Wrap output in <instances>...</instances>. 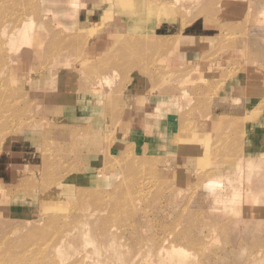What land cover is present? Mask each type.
<instances>
[{"label": "rangeland", "instance_id": "obj_1", "mask_svg": "<svg viewBox=\"0 0 264 264\" xmlns=\"http://www.w3.org/2000/svg\"><path fill=\"white\" fill-rule=\"evenodd\" d=\"M0 39V264H50L80 208L117 230L99 264L166 236L184 264H264V0H0Z\"/></svg>", "mask_w": 264, "mask_h": 264}, {"label": "bare ground", "instance_id": "obj_2", "mask_svg": "<svg viewBox=\"0 0 264 264\" xmlns=\"http://www.w3.org/2000/svg\"><path fill=\"white\" fill-rule=\"evenodd\" d=\"M150 7V6H149ZM150 10H156L155 8L153 7H150ZM134 13V12H133ZM151 13V11H150ZM164 13V12H163ZM28 15V14H27ZM136 15V14H135ZM165 15V13H164ZM33 15H31L30 18H32ZM163 16V15H161ZM28 18V17H24L23 19H21L20 21V25L16 28H14V30H12V34L10 33V40L12 42V37L16 38V39H21V40H24V41H27V42H30V44H32L31 46L34 47V45H37V40H34L32 39V35H31V30H30V35L29 33L26 34L29 30L28 28L30 29V26L32 24V21L31 19ZM20 20V19H19ZM43 21V20H42ZM41 21V22H42ZM40 23V22H39ZM17 24V23H16ZM14 27V26H13ZM32 28V27H31ZM2 32H4V28L2 30ZM3 35V34H2ZM6 36V35H5ZM3 38V37H2ZM9 38V37H8ZM35 38V36H34ZM1 40V39H0ZM5 40V39H4ZM9 40V39H7ZM10 42V41H9ZM15 42V41H14ZM5 44V43H4ZM2 44V45H4ZM9 43L7 42L6 43V47ZM13 44V43H12ZM11 44V45H12ZM10 45V46H11ZM9 46V45H8ZM2 47H5V46H2ZM1 47V48H2ZM10 49V48H9ZM8 49V52L9 54L11 53ZM3 50V49H2ZM7 50V49H6ZM13 50V49H12ZM17 51V49H15ZM37 50V49H36ZM7 52V51H6ZM7 52V53H8ZM5 53V52H3ZM2 53V54H3ZM21 53V52H20ZM8 55V54H7ZM7 57V56H6ZM5 58V57H4ZM7 60V59H5ZM51 60V59H50ZM8 62V61H7ZM2 65V64H1ZM30 65V64H29ZM25 66V65H24ZM9 68V67H8ZM29 69V67H28ZM6 71V67H1L0 66V76L3 75L2 77H4V75L6 74L5 73ZM245 72V71H243ZM242 72V73H243ZM5 73V74H4ZM246 74H248V72L244 73L243 74V77L241 79L244 80V78H246ZM101 81L102 83H106L107 82V78H106V75H102L101 76ZM52 97V95H51ZM172 106V105H171ZM233 112V111H232ZM231 114V113H230ZM34 119V118H33ZM36 121V120H35ZM42 121V120H41ZM41 121H37V123H33V127H36V125L38 126L39 125V122L41 123ZM145 122V121H144ZM22 123V122H21ZM30 123V122H29ZM28 123V124H29ZM146 124V123H145ZM27 126V125H26ZM30 127V125H29ZM18 128V127H17ZM16 128V129H17ZM20 128V127H19ZM18 128V129H19ZM27 128V127H26ZM145 128V127H144ZM149 129V128H147ZM22 130V129H21ZM34 130V129H33ZM58 133H60L58 131ZM119 134V133H118ZM57 136V134H55ZM54 137V135H53ZM58 138V137H57ZM259 140V139H258ZM261 140H259L260 142ZM243 147V146H242ZM250 152H248V154H245L244 156V160L246 162V165L245 166H248L247 165L248 163L250 164L251 162L253 163V161H255L256 159L259 158V160L261 161L263 156L261 155H252V154H249ZM145 154V152L143 153ZM143 156V155H142ZM145 156V155H144ZM154 163V162H153ZM152 163V164H153ZM245 164V163H244ZM258 164V163H257ZM262 164V163H261ZM251 165V164H250ZM141 166V165H140ZM252 166V165H251ZM256 166V165H255ZM257 167V170L259 169L258 166ZM142 169V167H141ZM260 170V169H259ZM261 172V171H260ZM131 173V171H130ZM142 173V172H141ZM264 173V171H263ZM137 174V173H136ZM262 174V172L260 173ZM41 175V174H40ZM133 175V174H131ZM42 176V175H41ZM40 177V176H39ZM137 177V176H136ZM260 176H258L259 178ZM30 178V177H29ZM32 178V177H31ZM38 178V176H37ZM42 178V177H40ZM248 179V178H247ZM39 180V179H38ZM115 182V181H114ZM264 186V185H263ZM264 191V190H263ZM39 194V193H38ZM264 195V194H263ZM49 202V201H48ZM50 205H51V202H50ZM82 205V204H81ZM49 206V205H48ZM52 206V205H51ZM50 212V211H49ZM43 213V212H42ZM41 213V214H42ZM77 215H75L77 218H80V221L79 223L78 222H70V221H67L65 220L64 218L62 223L60 224V228L62 229L61 231L57 230L58 233H54L53 236L51 238H49V240L47 242H45L44 244H41L40 246H38V250L37 252L41 255H43L44 257L46 258H50L51 261H50V264H55L53 258H54V254L56 256H60L61 255V252H60V247L64 244V242H68L72 239V235L73 233L71 234V231H73L79 238V240H82L81 243H74L73 244V257H74V262L72 264H99L100 262V258L102 256H104L105 259H109L111 261H113L114 259H119L120 258H123V256L118 253V238H116V228H114L113 226H108L109 228H105L103 229V231H100L102 233H99L97 234V236H94L91 234V229L90 227L88 226V219L89 217H93L94 216V212H90L88 210H86L85 208H80L78 209ZM43 215V214H42ZM89 215V216H87ZM43 217V216H42ZM75 220V219H74ZM37 222L39 220H36ZM53 221V220H52ZM35 222V223H37ZM31 223V222H30ZM39 223V222H38ZM95 223L92 224V227H94ZM107 225V224H106ZM106 225H103L106 227ZM25 226V224H24ZM29 227V226H28ZM103 228V227H101ZM16 229V228H15ZM17 231V230H16ZM15 231V232H16ZM18 232V231H17ZM96 235V234H95ZM164 238V237H163ZM168 237L166 236L161 243L158 245L157 249L153 250V252L155 251V253H152L153 255L155 254V259H154V264H184V261L185 259L183 258V254L182 252H176L173 250L174 246L173 245H170L169 242V239H167ZM117 240V241H116ZM169 241V242H167ZM153 242V241H152ZM118 243V244H117ZM146 245V244H144ZM147 246V245H146ZM146 246L142 247V248H145ZM139 247V246H138ZM154 247V246H153ZM13 249L14 247L12 246L11 244V247H9V249ZM141 248V247H140ZM147 248V247H146ZM145 248V249H146ZM138 250H140L138 248ZM137 250V251H138ZM142 250V249H141ZM144 250V249H143ZM150 249H146L145 251H141L138 253V256L141 255L142 257L144 256H152V255H148L150 253ZM117 252L118 255L115 253ZM152 252V251H151ZM0 254H1V250H0ZM179 254V255H178ZM185 256V255H184ZM38 257H41V256H38ZM133 257H135L133 255ZM137 257V256H136ZM140 257V256H139ZM153 259V258H152ZM151 259V260H152ZM3 261V260H2ZM23 261H25L24 263H21V264H28L27 263V259H23ZM153 262V261H152ZM14 263V259H7L5 261L4 264H13ZM59 263V261H58ZM38 264H41L38 263ZM42 264H45V263H42ZM140 264H143V262H141Z\"/></svg>", "mask_w": 264, "mask_h": 264}, {"label": "crops", "instance_id": "obj_3", "mask_svg": "<svg viewBox=\"0 0 264 264\" xmlns=\"http://www.w3.org/2000/svg\"><path fill=\"white\" fill-rule=\"evenodd\" d=\"M195 34V33H194ZM137 115L138 114H136V113H129V120H128V123H133V122H135V120L137 119Z\"/></svg>", "mask_w": 264, "mask_h": 264}]
</instances>
